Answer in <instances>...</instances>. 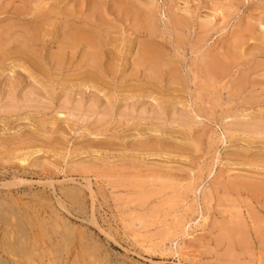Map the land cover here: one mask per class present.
Segmentation results:
<instances>
[{
  "label": "rangeland",
  "instance_id": "obj_1",
  "mask_svg": "<svg viewBox=\"0 0 264 264\" xmlns=\"http://www.w3.org/2000/svg\"><path fill=\"white\" fill-rule=\"evenodd\" d=\"M0 20V264H264V0H0Z\"/></svg>",
  "mask_w": 264,
  "mask_h": 264
},
{
  "label": "bare ground",
  "instance_id": "obj_2",
  "mask_svg": "<svg viewBox=\"0 0 264 264\" xmlns=\"http://www.w3.org/2000/svg\"><path fill=\"white\" fill-rule=\"evenodd\" d=\"M157 1V0H156ZM36 2V1H35ZM92 2V1H91ZM138 2V1H137ZM75 3H76V1H75ZM75 3H74V5H75ZM109 3V2H108ZM172 3V2H171ZM8 4V3H7ZM36 4V3H35ZM140 4V3H139ZM87 5V4H86ZM107 5V4H106ZM158 7V6H157ZM106 8V7H105ZM170 8V7H169ZM172 8V7H171ZM83 9V8H82ZM31 10H32V8H31ZM30 10V11H31ZM158 10V9H157ZM62 11V10H61ZM77 11V10H76ZM59 12V11H58ZM65 12V11H64ZM72 12V11H71ZM114 12V11H113ZM125 12V11H124ZM120 13V12H119ZM151 13V12H150ZM150 13H149V15H150ZM119 15V14H118ZM117 15V16H118ZM172 15V14H171ZM14 16V15H13ZM52 16H54V15H52ZM187 16V15H186ZM185 16V17H186ZM41 17H42V15H41ZM58 17V16H57ZM12 18V17H11ZM47 18V17H46ZM56 18V17H55ZM61 18V17H60ZM27 19V18H26ZM68 19V18H67ZM128 19V18H127ZM31 20V19H30ZM172 20V19H171ZM1 21V20H0ZM94 21V20H93ZM174 21V20H173ZM212 21V20H211ZM127 23V22H126ZM166 24V23H165ZM35 25V24H34ZM157 25V24H156ZM72 26V25H71ZM70 27V26H69ZM2 28H4V27H2ZM35 28H36V26H35ZM58 28V27H57ZM32 29H34V28H32ZM38 29V28H37ZM41 29V28H40ZM1 30V29H0ZM4 30H5V28H4ZM12 31V30H11ZM64 31V30H63ZM4 32V31H3ZM39 32V31H38ZM161 32V31H160ZM5 33V32H4ZM29 33H30V31H29ZM132 33V32H131ZM8 34V33H7ZM31 34V33H30ZM39 34V33H38ZM35 35H36V33H35ZM74 34H72V36H73ZM141 35V34H140ZM33 36V35H32ZM14 37H16V36H14ZM29 38L31 37V35H29L28 36ZM36 37V36H35ZM164 37V36H163ZM73 38H75L74 36H73ZM144 38V37H143ZM13 39V38H12ZM26 39V38H25ZM33 39H34V37L31 39L32 41H33ZM97 39H100V35H98V37H97V35H82V34H78L77 36H76V40L77 41H85L89 46H91L92 48L96 45V43H97ZM164 39H165V37H164ZM27 40H28V38H27ZM30 39H29V41L30 42H32ZM75 40V39H74ZM149 40V39H148ZM11 41V40H10ZM38 41H40V40H38ZM165 41V40H164ZM14 42V41H13ZM165 42H167V41H165ZM26 43V42H25ZM33 43V42H32ZM32 43H30V44H32ZM40 43H42L41 41H40ZM86 43H82V44H86ZM107 43V42H106ZM150 43V42H149ZM168 43V42H167ZM9 44H10V42H9ZM61 44V43H60ZM94 46H93V45ZM101 44V43H100ZM152 44V43H151ZM154 44V43H153ZM27 45H29L28 43L26 44V46ZM65 45V44H64ZM76 46H78L77 44H75ZM157 45V44H156ZM31 46V45H30ZM44 46V45H43ZM69 46V45H68ZM151 46V45H150ZM29 47V46H28ZM47 47V46H46ZM57 47V46H56ZM62 47H64V46H62ZM70 47V46H69ZM79 47V46H78ZM77 47V48H78ZM82 47V46H81ZM95 47H97V46H95ZM4 48H5V46H4ZM31 48V47H30ZM59 48H60V46H59ZM72 48V47H71ZM88 48V47H87ZM74 49V48H73ZM7 50V49H6ZM67 50V49H66ZM75 50V49H74ZM77 50V49H76ZM86 50V49H85ZM91 50H93V49H91ZM64 50H62V48H61V54H62V52H63ZM94 51V50H93ZM97 51V50H96ZM58 52V51H57ZM69 52V51H68ZM70 52H71V50H70ZM77 52V51H76ZM88 52V54L87 55H89V54H91V53H89L90 51H87ZM95 52V51H94ZM94 52H92L93 54H95L96 56L98 55L97 53H94ZM104 52V51H103ZM164 52V51H163ZM162 52V53H163ZM98 53H99V51H98ZM63 54H64V52H63ZM74 54V53H73ZM60 55V54H59ZM59 55H57L58 57L57 58H59ZM71 55V54H70ZM85 55V54H84ZM86 55V56H87ZM51 56V55H50ZM53 56H54V54H53ZM53 56H51V57H53ZM64 56V55H63ZM66 56V55H65ZM68 56V55H67ZM75 56V55H74ZM89 56H94V55H89ZM137 56H138V54H137ZM136 56V57H137ZM146 56H151V54L150 53H148V55H146ZM163 56H165V55H163ZM60 57H62V56H60ZM70 57V56H69ZM71 57H73L72 55H71ZM95 57V56H94ZM102 57H104V56H102ZM135 57V56H134ZM152 57V56H151ZM150 57V58H151ZM74 58V57H73ZM96 58V57H95ZM54 59H56V58H54ZM61 59H65V58H61ZM67 59H69L68 57H67ZM112 59V58H111ZM120 59V58H119ZM147 59H149V58H147ZM161 59V58H160ZM47 60V59H46ZM60 60V59H59ZM143 60V59H142ZM158 60V58L156 59V61ZM1 61V60H0ZM27 60L25 59V62H26ZM148 61V60H147ZM2 62V61H1ZM6 62V61H5ZM99 62V61H98ZM114 62V61H113ZM142 62V61H141ZM140 62V63H141ZM144 62V61H143ZM154 62V61H153ZM28 63V62H27ZM53 63V62H52ZM83 63H84V61H83ZM147 63V62H146ZM145 63V64H146ZM155 63V62H154ZM70 64V63H69ZM72 64V63H71ZM80 64V63H79ZM143 64V63H142ZM153 64V63H152ZM83 65V64H82ZM161 65H163V64H161ZM51 66V65H50ZM70 66V65H69ZM105 66H106V64H105ZM111 67H112V65H110ZM49 67V66H48ZM52 67V66H51ZM114 67V66H113ZM112 67V68H113ZM143 67H144V65H143ZM62 68V67H61ZM70 68V67H69ZM166 68V67H165ZM46 69V68H45ZM53 69V68H52ZM66 69V68H65ZM105 69H106V67H105ZM109 69H111V68H109ZM97 70V69H96ZM42 71V70H41ZM112 71V70H111ZM158 71V70H157ZM52 72V71H51ZM62 72V71H61ZM87 72V71H86ZM99 72H101V71H99ZM107 72V71H106ZM84 74V73H83ZM113 74V73H112ZM164 74H165V72H164ZM87 75V74H86ZM104 76V75H103ZM102 76V77H103ZM53 77V76H52ZM61 77V76H60ZM148 77V76H147ZM80 78V77H79ZM92 78H93V76H92ZM87 79V78H86ZM57 80V79H56ZM97 80V79H96ZM172 80V79H171ZM60 81V80H59ZM55 83V82H54ZM59 84V83H58ZM64 84V83H63ZM56 85V84H55ZM82 91V90H81ZM83 92V91H82ZM153 92H154V90H153ZM75 93V92H74ZM98 94V93H97ZM102 95V94H101ZM69 96V95H68ZM99 96V95H98ZM70 97V96H69ZM164 97V96H163ZM101 98H102V96H101ZM70 99H71V97H70ZM69 99V100H70ZM82 99V98H81ZM103 99V98H102ZM32 100V99H31ZM72 100V99H71ZM101 100V99H100ZM160 101V100H159ZM163 101V100H162ZM49 102V101H48ZM66 102H68V101H66ZM78 102V101H77ZM4 103H5V100H4ZM31 103V102H30ZM69 103V102H68ZM6 104V103H5ZM71 104V103H70ZM106 104H108V103H105V105ZM7 105V104H6ZM10 105H13V104H11V102H10ZM18 105V104H17ZM104 105V104H103ZM62 106V105H61ZM109 106V105H108ZM112 106V105H111ZM101 107H102V105H101ZM66 108H68V107H66ZM77 108V107H76ZM103 108V107H102ZM106 108V107H105ZM14 109H16V108H14ZM90 109V108H89ZM98 109V108H97ZM113 109V108H112ZM167 109V108H166ZM64 110V109H63ZM108 110V109H107ZM106 110V111H107ZM91 111H92V109H91ZM105 111V110H104ZM110 111V110H109ZM126 111V110H125ZM128 111H130V110H128ZM154 111H156V110H154ZM163 111V110H162ZM6 112V111H5ZM8 112H10V111H8ZM101 112V111H100ZM111 112V111H110ZM109 112V113H110ZM157 112V111H156ZM161 112V111H160ZM69 113V112H68ZM159 113V112H158ZM10 114V113H9ZM93 114V113H92ZM125 115H126V113H124ZM155 114V113H154ZM162 114V113H161ZM173 114H174V112H173ZM124 115V116H125ZM156 115V114H155ZM259 115V114H258ZM96 116V115H95ZM159 117V116H158ZM156 118V117H155ZM185 118V117H184ZM109 119V118H108ZM164 119V118H163ZM191 119V118H190ZM248 119H246V121H247ZM103 121V120H102ZM108 121V120H107ZM107 121H105V122H107ZM258 121V120H257ZM46 122V121H45ZM186 123V122H185ZM190 123V122H189ZM247 123V122H246ZM250 124H251V122H249ZM54 124V123H53ZM248 124V123H247ZM258 124V123H257ZM259 124H262V123H259ZM155 126H156V124H154ZM162 125V124H161ZM164 125V127H165V124H163ZM181 125V124H180ZM186 125H188V124H186ZM198 125V122L196 123V124H194V126H192V133H193V131H194V129H196V126ZM254 125V124H253ZM264 125V124H263ZM263 125H261L260 127L261 128H264V126ZM18 126V125H17ZM41 126V125H40ZM104 126V125H103ZM251 126V125H250ZM257 126H259V125H257ZM263 126V127H262ZM52 127H54V126H52ZM131 127V126H130ZM160 127V126H159ZM163 127V128H164ZM244 127L245 128H247L245 125H244ZM255 127V126H254ZM150 128V127H149ZM152 128V127H151ZM154 128V127H153ZM161 128V127H160ZM256 128V127H255ZM39 129V128H38ZM110 129V128H109ZM136 129V128H135ZM167 129V128H166ZM191 129V128H190ZM206 129V128H205ZM240 130H242L243 128H239ZM249 129V128H248ZM247 129V130H248ZM253 129V128H252ZM154 130H155V128H154ZM164 130V129H163ZM168 130H170V129H168ZM167 130V131H168ZM172 130V129H171ZM187 130V129H186ZM244 130H246V129H244ZM251 130V127H250V129H249V131ZM253 130H255V129H253ZM257 130H258V127H257ZM23 131V130H22ZM173 131H174V129H173ZM176 131V130H175ZM196 131H198V130H196ZM252 131V130H251ZM51 132V131H50ZM170 132V131H169ZM202 132H204V131H202ZM253 132V131H252ZM27 133H28V130H27ZM180 133V132H179ZM206 133V132H205ZM29 134V133H28ZM120 134V133H119ZM172 134V133H171ZM181 134V133H180ZM197 134H200L199 132L197 133ZM222 134V133H221ZM235 134V133H234ZM21 135V134H20ZM27 135V134H26ZM32 135V134H31ZM47 135V134H46ZM169 135H170V133H169ZM207 135V134H206ZM174 136H176L175 134H174ZM174 136H172V137H174ZM182 136H184V135H182ZM187 136V135H186ZM199 136V135H198ZM204 136V135H203ZM228 136H229V134H228ZM260 136V135H259ZM96 137V136H95ZM130 137V136H129ZM177 137H178V135H177ZM180 137V136H179ZM187 137H190L191 138V133L187 136ZM196 137V136H195ZM264 137V136H263ZM126 138V137H125ZM152 138V137H151ZM169 138V137H168ZM183 138V137H182ZM198 138V137H197ZM205 138V137H204ZM222 138H223V140H225V141H227L226 139H227V136H226V134L224 133L223 135H222ZM127 139V138H126ZM136 139V138H135ZM138 139V138H137ZM171 139V138H170ZM175 139V138H174ZM177 139V138H176ZM186 139H189V138H186ZM201 137H200V141H201ZM243 139V138H242ZM241 139V140H242ZM261 139H262V137H261ZM39 140V139H38ZM139 140V139H138ZM159 140V139H158ZM180 140H183V139H180ZM205 140V139H204ZM223 140H222V142H223ZM238 140H239V138H238ZM245 140V139H244ZM27 141V140H26ZM124 141V140H123ZM143 141V140H142ZM155 141V140H154ZM164 141V140H163ZM162 141V142H163ZM168 141V140H167ZM178 141V140H177ZM189 141V140H188ZM196 141H198L199 142V139L198 140H196ZM224 141V142H225ZM246 141V140H245ZM2 142V141H1ZM133 142H135V141H133ZM140 142V141H139ZM138 142V143H139ZM165 142V141H164ZM169 142H170V140H169ZM181 142V141H180ZM179 142V143H180ZM229 142V141H228ZM238 142V141H237ZM100 143V142H99ZM103 143V142H102ZM112 143V142H111ZM141 143V142H140ZM152 143H153V141H152ZM173 143V142H172ZM171 143V144H172ZM176 143V142H175ZM178 143V142H177ZM254 143V142H253ZM256 143V142H255ZM264 143V142H263ZM93 144H94V142H93ZM93 144H91V145H93ZM109 144V143H108ZM135 144V143H134ZM145 145H147L146 143H144ZM154 144V143H153ZM152 144V145H153ZM164 144V143H163ZM181 144V143H180ZM199 144V143H198ZM202 144H203V142H202ZM201 144V145H202ZM27 145H28V141H27ZM102 145V144H101ZM136 145V144H135ZM141 145H143V144H141ZM148 145H150V143L148 144ZM168 145V144H167ZM174 145H176V144H173V146ZM196 145V144H195ZM200 145V144H199ZM241 145H244V144H241ZM248 145H250V144H248ZM261 145V144H260ZM96 146V145H95ZM134 145H132V147H133ZM137 146V145H136ZM159 146V145H158ZM161 146V145H160ZM159 146V147H160ZM169 146V145H168ZM177 146V145H176ZM182 146V145H181ZM184 146H185V144H184ZM194 146V145H193ZM232 146H233V144H232ZM235 146V145H234ZM237 146V145H236ZM20 147V146H19ZM130 147H131V145H130ZM143 147V146H142ZM141 147V148H142ZM151 147V146H150ZM153 147H155V148H157V146H153ZM162 147H164V146H162ZM170 147V146H169ZM178 147V146H177ZM183 147V146H182ZM196 147H198V146H196ZM196 147H195V149H196ZM203 147V146H202ZM201 147V148H202ZM226 147H227V145H226ZM242 147V146H241ZM262 147V146H261ZM6 148H8V147H6ZM112 148V147H111ZM134 148H136L135 146H134ZM185 148H189L188 147V145H186V147ZM192 148V147H191ZM150 149V148H149ZM158 149H160V148H158ZM190 149V148H189ZM188 149V150H189ZM252 149H254V147L252 148ZM262 149V148H261ZM144 150H146V149H144ZM151 150H153V149H151ZM150 150V151H151ZM182 150V149H181ZM186 150V149H185ZM185 150H183V151H185ZM187 150V151H188ZM141 151V150H140ZM154 151V150H153ZM155 151H157V150H155ZM154 151V152H155ZM167 151V150H166ZM192 151H194V150H192ZM236 151V150H235ZM240 151V150H239ZM254 151V150H253ZM252 151V152H253ZM260 151V150H259ZM157 152H159V151H157ZM168 152V151H167ZM178 152H180V151H178ZM246 152V151H245ZM249 152V151H248ZM262 152V151H261ZM13 153V152H12ZM163 153V152H162ZM173 153V152H172ZM195 153V152H194ZM198 153V152H197ZM197 153H195V154H197ZM5 154V153H4ZM153 154V153H152ZM160 154V153H159ZM174 154V153H173ZM179 154V153H178ZM261 154H263V153H261ZM148 155V154H147ZM171 155V154H170ZM186 155H187V153H186ZM185 155V156H186ZM244 155V154H243ZM254 155V154H253ZM264 155V154H263ZM260 156V157H263L262 158V161H261V163L259 164V165H262L261 167V169H260V166L259 165H257L256 167H252L253 168V170H250V171H252V172H257V173H260V171L261 170H264V156ZM128 156H130V155H128ZM136 156V155H135ZM173 156H175V155H173ZM182 156H184V155H182ZM189 156V155H188ZM188 156H187V158H188ZM152 157V156H151ZM192 157H194V156H192ZM241 157V156H240ZM199 158V157H198ZM218 158V157H217ZM233 158V157H232ZM247 158V157H246ZM255 158V157H254ZM235 159V158H234ZM233 159V160H234ZM238 159V158H237ZM246 160V159H245ZM244 160V161H245ZM254 162V161H253ZM220 163V162H219ZM242 163V162H241ZM252 163V162H251ZM134 164V163H133ZM213 164H214V162H213ZM224 164H225V162H224ZM124 165V164H123ZM248 165V164H247ZM126 166H128V165H126ZM129 167V166H128ZM134 167V166H133ZM258 167H259V169H258ZM138 169H139V167H137ZM151 168V167H150ZM149 168V169H150ZM248 168V167H247ZM128 169H130V168H128ZM134 169V168H133ZM148 169V168H147ZM213 169V168H212ZM91 170V169H90ZM143 170V169H142ZM167 170V169H166ZM203 170V169H202ZM205 170V169H204ZM223 170V169H222ZM255 170V171H254ZM257 170H260V171H257ZM137 171H139V170H137ZM152 171H153V169H152ZM156 171V170H155ZM212 171V170H211ZM214 171V170H213ZM229 171V170H228ZM246 171V170H245ZM123 172H125V170L123 171ZM131 172V171H130ZM136 172V171H135ZM140 172V171H139ZM227 172V171H226ZM263 172V171H262ZM81 173V172H80ZM153 173V172H152ZM213 173V172H212ZM227 173H229V172H227ZM232 173V172H231ZM249 173V172H248ZM251 173V172H250ZM221 174V170L219 171V175ZM230 174V173H229ZM242 174V173H241ZM151 175V174H150ZM149 175V176H150ZM238 176V175H237ZM256 176V175H255ZM262 176V175H261ZM147 177V176H146ZM233 177V176H232ZM231 177V178H232ZM242 177V176H241ZM263 177V176H262ZM219 178V177H218ZM230 178V179H231ZM234 178V177H233ZM250 178V177H249ZM252 178V177H251ZM177 179V178H176ZM230 179H229V181H230ZM72 180V179H71ZM79 180V179H78ZM28 181V180H27ZM26 181V182H27ZM153 181H154V179H153ZM218 181H219V179H218ZM228 181V182H229ZM233 181H234V179H233ZM236 181V180H235ZM29 182V181H28ZM50 182H52V180L50 181ZM212 182V181H211ZM214 182V181H213ZM232 182V181H231ZM247 182H249L248 180H247ZM263 182V181H262ZM8 183V182H7ZM145 183V182H144ZM148 183V182H147ZM251 183V182H250ZM27 184V183H26ZM53 184V183H52ZM93 184V183H92ZM212 184V183H211ZM10 185V184H9ZM81 185V184H80ZM90 185V184H89ZM88 185V186H89ZM224 185V184H223ZM231 185H233V184H231ZM53 186V185H52ZM234 186V188H236L237 189V187H235L236 185H233ZM249 186V185H248ZM248 186H247V188H248ZM256 187H258V184H256L255 185ZM218 187V186H217ZM222 187V186H221ZM240 187V186H239ZM263 187V186H262ZM51 188V187H50ZM151 188V187H150ZM56 189V188H55ZM220 189V188H219ZM228 189V188H227ZM256 189H258V188H256ZM260 189V188H259ZM175 190V189H174ZM237 190H239V189H237ZM264 190V189H263ZM263 190H262V193H263ZM247 190H245V192H246ZM91 192V191H90ZM89 192V193H90ZM152 192H153V190H152ZM227 193H228V191H226ZM208 193V192H207ZM219 193V192H218ZM239 193V192H238ZM262 193H261V195H262ZM36 194V193H35ZM82 194V193H81ZM93 194V193H92ZM97 194V193H96ZM147 194V193H146ZM229 194V193H228ZM259 194V193H258ZM62 195V194H61ZM264 195V194H263ZM91 196V195H90ZM210 196V195H209ZM214 196V195H213ZM259 196V195H258ZM96 197V196H95ZM219 197V196H218ZM239 197H240V195H239ZM263 197V196H262ZM79 198V197H78ZM230 198V197H229ZM248 198V197H247ZM257 198V197H256ZM261 198V197H260ZM246 199V198H245ZM75 200V199H74ZM148 200V199H147ZM211 200V199H210ZM62 201V200H61ZM67 201V200H66ZM94 202V201H93ZM257 202V201H256ZM248 203V202H247ZM89 204V203H88ZM263 205V204H262ZM214 206V205H213ZM212 210V209H211ZM264 210V209H263ZM224 211V210H223ZM242 212V211H241ZM251 212V211H250ZM223 213V212H222ZM233 213V212H232ZM74 214V213H73ZM255 214V213H254ZM230 215V214H229ZM256 215V214H255ZM258 215V214H257ZM77 216V215H76ZM83 216V215H82ZM78 217V216H77ZM224 218V217H223ZM259 217H257V219H258ZM261 218H259V220H260ZM262 219H264V217L262 218ZM256 220V219H255ZM226 222V221H225ZM232 222V221H231ZM99 225V224H98ZM233 225V224H232ZM96 226V225H95ZM236 227H238L237 225H235ZM234 226H232L231 228H233ZM247 227V226H246ZM98 228V227H97ZM223 228H225V227H223ZM236 229V228H235ZM232 230V229H231ZM106 232V231H105ZM159 232V231H158ZM225 232V231H224ZM226 232H227V230H226ZM226 232H225V234H226ZM68 234V233H67ZM236 234V233H235ZM68 236V235H67ZM219 236L221 237V235L219 234ZM226 236V235H225ZM231 236V235H230ZM261 236H262V234H261ZM223 237V236H222ZM237 237H239V236H237ZM232 239V238H231ZM260 239V238H259ZM66 247V246H65ZM24 251V250H23ZM48 258V257H47ZM103 259V258H102ZM30 264V263H29Z\"/></svg>",
  "mask_w": 264,
  "mask_h": 264
}]
</instances>
